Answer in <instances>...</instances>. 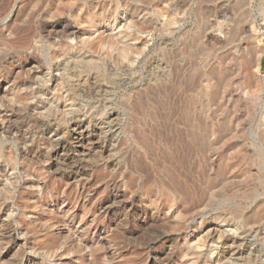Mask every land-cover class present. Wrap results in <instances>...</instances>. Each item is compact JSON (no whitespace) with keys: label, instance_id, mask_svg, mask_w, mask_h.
<instances>
[{"label":"rangeland","instance_id":"1","mask_svg":"<svg viewBox=\"0 0 264 264\" xmlns=\"http://www.w3.org/2000/svg\"><path fill=\"white\" fill-rule=\"evenodd\" d=\"M176 1L0 0V264H226L234 237L264 264V0L153 14ZM128 15L150 28L125 37ZM201 26L197 57L161 59ZM122 40L130 58L102 48Z\"/></svg>","mask_w":264,"mask_h":264},{"label":"bare ground","instance_id":"2","mask_svg":"<svg viewBox=\"0 0 264 264\" xmlns=\"http://www.w3.org/2000/svg\"><path fill=\"white\" fill-rule=\"evenodd\" d=\"M182 1V0H181ZM180 1V2H181ZM212 0H200L198 3H197V9H196V13L198 14V15H200V16H204V12H205V8L207 7L206 5H208L207 3H209V2H211ZM177 3H171L173 6L171 7V8H165V6H161V7H157L156 9H155V11H153V14L155 15V16H163V15H166L167 16V14H164V13H168V12H170L171 14L172 13H174L175 14V11H178L179 9H181V7H182V5H180V3H179V0H177L176 1ZM184 2V1H183ZM185 2H186V0H185ZM184 2V3H185ZM247 2V0H238L236 3H235V6L237 7V8H239V7H241V6H243L244 4H247L246 3ZM187 4V3H186ZM185 4V5H186ZM186 6H188V5H186ZM185 7V6H184ZM227 7V6H226ZM115 8V7H114ZM225 8V7H224ZM129 9V8H128ZM146 8L145 7H137V8H130L129 10H128V12H130L132 15L133 14H142L143 15V17L145 16L144 14H145V12H146V10H145ZM126 10V9H125ZM182 10H184V8L182 9ZM234 10H235V8H234ZM127 12V11H126ZM182 12V11H181ZM113 13V12H112ZM177 13V12H176ZM219 14V13H218ZM217 14V15H218ZM126 16V15H125ZM208 16V15H207ZM126 18H129V20L126 22V32H125V37H130V35H135L136 37H138L140 34H142L143 32H145V31H147L149 28H150V24L146 21V20H141V21H139V22H137V21H134L133 19H131L130 18V15H128ZM168 18V17H167ZM199 18V17H198ZM169 19V18H168ZM240 19V18H239ZM166 21V20H165ZM204 21H205V19H204ZM203 21V22H204ZM175 21L173 20V22L172 23H174ZM205 23V22H204ZM208 23V22H207ZM234 23H236V22H234ZM237 24V23H236ZM203 26H204V24H202ZM120 26V25H119ZM203 26H201L199 29H200V31H198L196 34H191V33H189V32H184V33H179L178 34V36H175L174 38H172V39H170V42H171V44H169L170 45V47H168V44H167V42H165V41H163L162 42V44H163V46L161 47L162 48V57H161V59L162 60H164V59H169V57L170 58H174V57H172L171 55L170 56H168L169 54H168V51L169 50H171L172 48L171 47H176V49H177V51L178 52H181V53H183V54H185V55H187V57H189V58H191V59H193L194 57H197V55L199 54V49L200 48H196V46L198 45V42H199V40H202V37L203 36H205V32H206V27H203ZM205 26H207V24L205 25ZM161 28V29H160ZM159 29H160V38L162 39L166 34H165V32L168 30V29H170L169 31V35L170 34H173V30L171 29V23L169 22V23H164L163 24V27H161V26H159ZM242 29V28H241ZM221 30V29H220ZM220 32V31H219ZM78 34V33H77ZM171 36V35H170ZM233 38V37H232ZM122 43L121 44H119V43H115V42H113V41H110V42H107L106 44H104V45H102V48L103 47H107V48H112L113 50H115L116 51V54L121 58V59H127V58H130L132 55H133V52H134V49H133V47L131 46V45H129L126 41H124V40H122L121 41ZM160 42V41H159ZM178 42H180L179 44H178ZM146 44V43H145ZM160 44V43H159ZM168 49V51H166ZM190 49V50H189ZM158 50V49H157ZM175 54V53H174ZM112 55H114V54H112ZM176 55V54H175ZM204 56V55H203ZM177 57V56H176ZM175 57V58H176ZM102 59V58H101ZM114 59V58H113ZM167 59V60H168ZM184 59V58H183ZM171 60V59H170ZM71 61V60H70ZM83 61V60H82ZM193 61V60H192ZM7 63V62H6ZM72 63V62H71ZM193 63V62H192ZM78 64V63H77ZM197 65V64H196ZM81 66V68H82V72H85V71H88L90 68H93V67H95V66H97V64L96 63H94V62H91V63H86V64H84V63H82V65H80ZM79 66V67H80ZM68 67V66H67ZM71 69H72V71H71V77H72V80H73V78H75V80H79V75L80 74H78L77 73V71H75L74 70V67H71ZM69 70V69H68ZM87 74V73H86ZM217 74V73H216ZM82 75H83V73H82ZM200 76V75H199ZM190 77V76H189ZM31 78V77H30ZM29 79V78H28ZM42 79V78H41ZM47 79V78H46ZM81 79H82V77H81ZM80 79V80H81ZM88 79V78H87ZM189 79V78H188ZM28 81V80H27ZM31 82V81H30ZM83 82V81H82ZM26 83V82H25ZM42 83H45V82H42ZM79 83V82H78ZM187 83V82H186ZM83 84V83H82ZM80 85V84H79ZM79 85L77 86V85H74V88L72 89L73 91L74 90H77V87L79 88ZM102 85V84H101ZM188 85V84H187ZM28 86V85H27ZM77 86V87H76ZM80 86H82L83 87V85H80ZM94 86V85H93ZM24 87V86H23ZM43 87V86H42ZM104 87V86H103ZM189 88V87H188ZM32 89V88H31ZM30 89V90H31ZM90 89V88H89ZM100 89V91L102 90L100 87L99 88H93V89H91L90 90V92H89V94L88 95H86L87 97H94V95H96V94H99L98 93V91L97 90H99ZM105 89V88H104ZM191 89V88H190ZM28 90V89H27ZM86 90V89H85ZM106 90V89H105ZM194 90V89H193ZM33 91V90H32ZM34 91H35V89H34ZM88 91V90H87ZM103 91V90H102ZM36 92V91H35ZM35 92H25L26 93V96H29V95H31L32 93L33 94H35ZM38 92V91H37ZM107 92V91H106ZM161 92V91H160ZM39 93H40V96H42L44 93H43V91L41 90V92L39 91ZM82 93H85V92H82ZM81 93V94H82ZM87 93V92H86ZM102 94H104L105 93V91H104V93L103 92H101ZM32 94V95H33ZM72 94V93H71ZM47 95V94H46ZM101 95V94H100ZM176 95V94H175ZM183 95V94H182ZM34 96V95H33ZM36 96V95H35ZM44 96V95H43ZM166 96H167V94L165 93V94H163V99H162V101H163V103H165L164 102V98H166ZM37 97V96H36ZM83 97V96H82ZM26 98H28V97H26ZM47 98V97H46ZM84 98V97H83ZM101 98V97H100ZM173 98V97H172ZM37 99V98H36ZM158 99V98H157ZM44 100H46L45 98H44ZM172 100V99H171ZM37 101V100H36ZM40 101V100H39ZM93 101V100H92ZM95 101V100H94ZM41 102V101H40ZM49 102V101H48ZM168 102V101H167ZM36 103V102H35ZM44 103V102H43ZM46 103V102H45ZM159 103V102H158ZM172 103V102H171ZM34 104V103H33ZM52 104V103H51ZM156 104V103H155ZM48 105V104H47ZM25 106V105H24ZM160 106V105H159ZM44 107H45V105H44ZM188 107V106H187ZM43 108V107H42ZM164 108V107H163ZM19 109V108H18ZM25 109V108H24ZM49 109H51V106L48 108V110ZM155 109V108H154ZM164 110V109H163ZM187 110V109H186ZM162 111V110H161ZM19 112V111H18ZM25 113V112H24ZM53 113V112H52ZM158 113V112H157ZM162 114H163V112H162ZM184 114V113H183ZM24 115V114H23ZM186 115H187V113H186ZM190 115V114H189ZM162 116V115H161ZM184 116V115H183ZM153 118V117H152ZM37 119V118H36ZM183 119H185V116H184V118ZM188 119H189V117H188ZM191 120V119H190ZM34 121V120H33ZM198 121H200V120H198ZM28 122V121H27ZM156 122V121H155ZM168 123V122H167ZM184 124V123H183ZM201 124V123H200ZM31 125V124H30ZM114 125V124H113ZM189 125V124H188ZM190 125H191V123H190ZM203 125V124H202ZM9 126V125H8ZM197 126V125H196ZM195 126V127H196ZM29 127V126H28ZM189 127H191V126H189ZM12 128V127H11ZM203 127H201L200 129H202ZM5 129H6V127H5ZM27 129V128H26ZM31 129V128H30ZM35 129H37V127L35 128ZM45 129V128H44ZM187 129H188V127H187ZM197 129V128H196ZM208 129V128H207ZM9 130V129H8ZM10 130H12V129H10ZM34 130V129H33ZM38 130V129H37ZM80 130V129H79ZM174 130V129H173ZM190 130V129H189ZM188 130V131H189ZM193 130H195V129H193ZM168 131V130H167ZM11 132V131H10ZM9 132V133H10ZM85 132V130L83 131V130H80V132H78L77 133V136L75 137L76 139H77V142L79 143V145L80 146H82V141H83V139H84V133ZM222 132V131H221ZM25 133V132H24ZM34 133V132H33ZM135 133V132H134ZM197 132L195 131H193V134H194V136H196L194 139H196V140H198L197 141V143H199V144H201L202 146H204V140H205V136H204V134H201V135H197L196 134ZM153 134V133H152ZM163 134H164V132H163ZM174 134V133H173ZM191 134V133H190ZM190 134H189V136H190ZM136 136V135H135ZM223 136V135H222ZM137 137V136H136ZM209 137V136H208ZM224 137V136H223ZM86 138V137H85ZM142 138V137H141ZM141 138H140V141H141ZM192 138V137H191ZM190 138V139H191ZM27 139V138H26ZM194 139L192 138V140L194 141ZM31 140V139H30ZM139 140V139H138ZM27 141V140H26ZM171 141V140H170ZM174 141H175V139H174ZM192 141V142H193ZM195 142V141H194ZM207 142V141H206ZM32 144V143H31ZM193 144H195V143H193ZM37 145V144H36ZM200 145V146H201ZM32 146V145H31ZM144 146V145H143ZM147 146H149V145H147ZM197 146V145H196ZM202 146H201V148H202ZM47 147V146H46ZM64 147V146H63ZM83 147V146H82ZM205 147V146H204ZM183 150L179 153V155H178V159L181 161V162H183L184 164H185V162L187 161V158L190 160V162H189V164H187L185 167H183L182 166V168H184V172H183V174L184 175H189L190 173H193L194 172V165H195V162L193 161V162H191V160H192V157H191V149L189 148V146L188 145H186L185 144V147L183 146ZM201 148H199V149H201ZM171 149V148H170ZM175 149V148H174ZM8 150V149H7ZM28 150V149H27ZM71 150V149H70ZM165 150V149H164ZM203 150V149H202ZM206 150H207V148H206ZM5 151V150H4ZM9 152L11 153V151L9 150ZM206 152V151H205ZM6 153V152H5ZM10 153H7V154H9V156H11L12 155V153H11V155H10ZM23 153V152H22ZM25 153V152H24ZM45 154V153H44ZM164 154V153H163ZM151 155V154H150ZM2 156V155H1ZM8 156V158H10ZM31 156V155H30ZM153 156V155H152ZM24 157H25V155H24ZM28 157V156H27ZM26 157V158H27ZM177 157V156H176ZM207 157V156H206ZM30 158V157H29ZM167 158V157H166ZM19 159V158H18ZM21 159V158H20ZM25 159V158H24ZM32 159H33V157H32ZM167 159H169V158H167ZM35 160V159H34ZM38 160V159H37ZM177 160V159H176ZM3 161V160H2ZM36 161V160H35ZM141 161V160H140ZM139 161V162H140ZM17 162H18V160H17ZM21 162V161H20ZM23 164V163H22ZM29 164V163H28ZM31 164V163H30ZM144 164V163H143ZM139 165V164H138ZM1 166H3V165H1ZM142 166V165H141ZM8 167V166H7ZM16 167V166H15ZM2 168V167H1ZM142 168V167H141ZM7 169V168H6ZM150 169V168H149ZM1 170V169H0ZM4 170V169H3ZM179 170V169H178ZM5 171V170H4ZM3 171V172H4ZM132 171V170H131ZM153 171V170H152ZM171 171V170H170ZM144 172H145V170H144ZM25 173V172H24ZM148 177V180H149V176H146V178ZM184 177V176H183ZM202 180V179H201ZM220 180V179H219ZM176 181H178V180H176ZM151 182V181H150ZM215 185V184H214ZM176 187H178V188H183L184 186H183V184L182 183H179V184H177L176 185ZM204 187V186H203ZM200 188V187H199ZM212 188V187H211ZM210 188V189H211ZM171 189V188H170ZM179 190V189H178ZM180 191V190H179ZM182 192H183V190H182ZM181 193V192H180ZM185 193V192H184ZM185 196L187 197V195L185 194ZM190 196V195H189ZM206 198V197H205ZM201 201V200H200ZM201 203V202H200ZM135 205V204H134ZM133 205V206H134ZM203 205V204H202ZM201 205V206H202ZM126 207V206H125ZM136 208V207H135ZM129 210V209H128ZM139 213V212H138ZM142 213V212H141ZM146 213V212H145ZM145 213H144V215H145ZM149 213V212H148ZM154 213V212H153ZM152 213V214H153ZM261 211L258 213V214H255L254 216H252V217H249L248 218V221L251 223L252 221H256V220H258V216H260L261 214ZM139 215V214H138ZM205 215V214H204ZM141 216H143V215H141ZM147 216V215H146ZM144 217V216H143ZM142 218V217H141ZM146 218V217H145ZM144 219V218H143ZM150 219V218H149ZM149 219H147V220H149ZM155 219V218H154ZM154 221V220H153ZM143 222V221H142ZM145 223V222H144ZM147 223H149V222H147ZM146 223V224H147ZM154 223V222H153ZM128 224V223H127ZM142 224V223H141ZM156 224V223H155ZM229 225H231V226H233V228H230L232 231L234 230V232L237 230V228H236V226H235V224L234 223H229ZM148 226V225H147ZM156 226H157V224H156ZM235 226V227H234ZM148 227H150V226H148ZM155 227V226H154ZM160 227V226H159ZM144 229H146V228H144ZM148 229V228H147ZM152 231V230H151ZM123 233H125V232H123ZM148 233V232H147ZM163 234V233H162ZM211 234V233H210ZM152 235V234H151ZM127 236V235H126ZM146 236V235H145ZM106 237V236H105ZM132 237H133V235H132ZM164 237V236H163ZM213 237V236H212ZM137 238V237H136ZM149 238V237H148ZM236 237H234L233 239L231 238L230 240H226L225 242H224V250H223V262H225L226 264H240V263H244V262H249V264H255V259H253L252 258V255H251V253L253 252V250L251 249L252 248V244L250 243V242H248V241H244V240H241V239H239V238H236ZM159 239H160V237H159ZM155 240V239H154ZM161 240V239H160ZM208 240V239H207ZM159 241V240H158ZM209 241V240H208ZM206 242V241H205ZM136 243V242H135ZM148 243V242H147ZM208 243V242H207ZM206 244V243H205ZM250 246V247H249ZM221 252V251H220ZM251 256H250V255ZM1 257V256H0ZM2 258V257H1ZM0 258V259H1ZM41 258V257H40ZM219 258H220V255H219ZM257 263V262H256Z\"/></svg>","mask_w":264,"mask_h":264}]
</instances>
